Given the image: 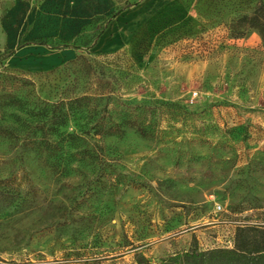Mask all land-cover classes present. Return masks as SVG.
<instances>
[{
  "label": "rangeland",
  "instance_id": "374dc122",
  "mask_svg": "<svg viewBox=\"0 0 264 264\" xmlns=\"http://www.w3.org/2000/svg\"><path fill=\"white\" fill-rule=\"evenodd\" d=\"M259 1L0 0V264H159L264 222V45L230 32Z\"/></svg>",
  "mask_w": 264,
  "mask_h": 264
},
{
  "label": "trees",
  "instance_id": "16d2710c",
  "mask_svg": "<svg viewBox=\"0 0 264 264\" xmlns=\"http://www.w3.org/2000/svg\"><path fill=\"white\" fill-rule=\"evenodd\" d=\"M122 10H120L121 12ZM114 13L112 16H116L118 13ZM106 27L101 29V33L105 31ZM250 30H256L263 41L264 45V2L259 1L256 9L251 15H243L236 19H233L230 24V32L235 38H241L247 36ZM82 44L77 48L88 50L94 46L95 41L83 37ZM47 39L39 38L35 40L40 44H46ZM68 42H66L67 44ZM65 44V45H66ZM66 47V46H65ZM15 50H10L3 56H0V62L7 60ZM74 62H80L81 64H92L83 55H79ZM84 97L77 98L76 101L84 100ZM19 103L16 101L14 104ZM61 105H53V114L50 118L52 120L51 134H59V129L66 126L71 119V114L68 111H63ZM90 120L93 118H89ZM90 122L87 121L84 125L87 127ZM56 125V126H55ZM97 127V124L91 128ZM90 128V129H91ZM47 147H51V144H45ZM1 197V193H0ZM136 264H153L143 254L139 253L136 257ZM159 264H264V222L255 224L244 223L237 226L234 237L233 247H215L211 249L201 250L197 246L192 248L171 254L161 260Z\"/></svg>",
  "mask_w": 264,
  "mask_h": 264
},
{
  "label": "built area",
  "instance_id": "2783aa9c",
  "mask_svg": "<svg viewBox=\"0 0 264 264\" xmlns=\"http://www.w3.org/2000/svg\"><path fill=\"white\" fill-rule=\"evenodd\" d=\"M222 209H223V208H222L221 205H218V206H217V210L222 211Z\"/></svg>",
  "mask_w": 264,
  "mask_h": 264
}]
</instances>
